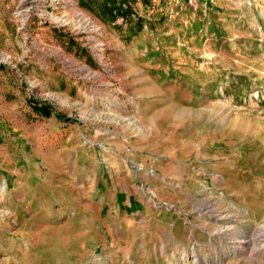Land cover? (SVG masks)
<instances>
[{
    "label": "rangeland",
    "instance_id": "rangeland-1",
    "mask_svg": "<svg viewBox=\"0 0 264 264\" xmlns=\"http://www.w3.org/2000/svg\"><path fill=\"white\" fill-rule=\"evenodd\" d=\"M161 136L172 241L123 206ZM0 264H264V0H0Z\"/></svg>",
    "mask_w": 264,
    "mask_h": 264
},
{
    "label": "crops",
    "instance_id": "crops-1",
    "mask_svg": "<svg viewBox=\"0 0 264 264\" xmlns=\"http://www.w3.org/2000/svg\"><path fill=\"white\" fill-rule=\"evenodd\" d=\"M114 160L110 164L109 173L114 174L112 179H117V170L124 169L126 162L122 159L121 163L117 157ZM130 160L134 169L138 172H134V175H138V179L132 177L129 181L132 186H135V189H132L134 194L126 196L123 202L124 208L133 209L134 212L130 213L131 215H139V217L145 219L144 222L149 220V224H152L151 226L156 229V231H141L139 233L140 238L147 233L146 235L153 237L156 241H172L174 238L173 229L177 225L176 220L173 219L172 215H167L166 211L157 210V206H160L157 202L164 201L167 203V187L170 191H198L203 186L202 181L197 177L195 170L188 171L183 168L181 161L172 157L167 158V138L163 136L157 140L153 139V141L149 138L138 141ZM146 191L152 194L153 200L148 198ZM118 208H120V205ZM121 221H125L127 224L126 219ZM162 224H165L164 228L167 229L168 227V230L164 233L158 231ZM130 226L128 227L130 228Z\"/></svg>",
    "mask_w": 264,
    "mask_h": 264
},
{
    "label": "trees",
    "instance_id": "trees-1",
    "mask_svg": "<svg viewBox=\"0 0 264 264\" xmlns=\"http://www.w3.org/2000/svg\"><path fill=\"white\" fill-rule=\"evenodd\" d=\"M32 105L35 112H37L39 115L46 118L50 116V111L47 109V107L37 106L35 103H33Z\"/></svg>",
    "mask_w": 264,
    "mask_h": 264
},
{
    "label": "bare ground",
    "instance_id": "bare-ground-1",
    "mask_svg": "<svg viewBox=\"0 0 264 264\" xmlns=\"http://www.w3.org/2000/svg\"><path fill=\"white\" fill-rule=\"evenodd\" d=\"M196 260V259H195ZM197 260H198V258H197Z\"/></svg>",
    "mask_w": 264,
    "mask_h": 264
}]
</instances>
